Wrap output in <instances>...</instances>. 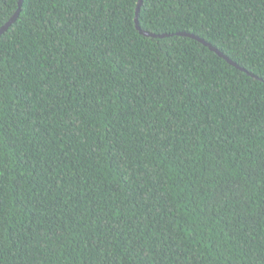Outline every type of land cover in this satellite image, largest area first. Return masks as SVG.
Wrapping results in <instances>:
<instances>
[{
  "label": "trees",
  "instance_id": "1",
  "mask_svg": "<svg viewBox=\"0 0 264 264\" xmlns=\"http://www.w3.org/2000/svg\"><path fill=\"white\" fill-rule=\"evenodd\" d=\"M138 2L0 35V264H264V0Z\"/></svg>",
  "mask_w": 264,
  "mask_h": 264
},
{
  "label": "water",
  "instance_id": "2",
  "mask_svg": "<svg viewBox=\"0 0 264 264\" xmlns=\"http://www.w3.org/2000/svg\"><path fill=\"white\" fill-rule=\"evenodd\" d=\"M22 3H23V0H19V8H18V10L12 16V18L0 29V35H2L3 33H5L16 22V20L18 19L19 15H20V12H21ZM142 3H143V0H139L138 5H137V9H136V15H135L136 27L139 30V32L142 35H144L146 37H151V38H166V37H170L171 35H168V34H162V35L153 34V33L144 31V30H142L139 27V13H140V9H141ZM176 35L190 37L192 39H195V40L199 41L200 43H202L205 46H207L211 51H214L217 55H219L220 57H222L223 59H225L229 64L235 66L236 68L241 69L242 71H246L244 68H241L236 63H234L233 61H231L228 57H226L223 53H221L218 49H216L215 47H213L212 45H210L204 39H201L200 37H198L196 35L188 34V33H177Z\"/></svg>",
  "mask_w": 264,
  "mask_h": 264
}]
</instances>
